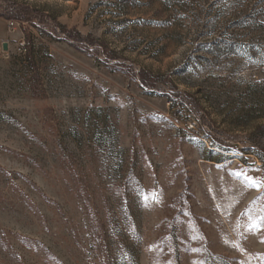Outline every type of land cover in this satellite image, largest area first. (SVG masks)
<instances>
[{
  "label": "rangeland",
  "instance_id": "1",
  "mask_svg": "<svg viewBox=\"0 0 264 264\" xmlns=\"http://www.w3.org/2000/svg\"><path fill=\"white\" fill-rule=\"evenodd\" d=\"M15 4L0 264H264V0Z\"/></svg>",
  "mask_w": 264,
  "mask_h": 264
},
{
  "label": "trees",
  "instance_id": "2",
  "mask_svg": "<svg viewBox=\"0 0 264 264\" xmlns=\"http://www.w3.org/2000/svg\"><path fill=\"white\" fill-rule=\"evenodd\" d=\"M0 16L10 17L11 19L22 21H31L35 18L26 5H21L20 7L17 4H15V6L13 5L5 7L3 10H0Z\"/></svg>",
  "mask_w": 264,
  "mask_h": 264
},
{
  "label": "snow or ice",
  "instance_id": "3",
  "mask_svg": "<svg viewBox=\"0 0 264 264\" xmlns=\"http://www.w3.org/2000/svg\"><path fill=\"white\" fill-rule=\"evenodd\" d=\"M249 180L251 181L253 186L259 187L260 183L254 180L253 178L249 177ZM259 220H264V216L258 217Z\"/></svg>",
  "mask_w": 264,
  "mask_h": 264
},
{
  "label": "water",
  "instance_id": "4",
  "mask_svg": "<svg viewBox=\"0 0 264 264\" xmlns=\"http://www.w3.org/2000/svg\"><path fill=\"white\" fill-rule=\"evenodd\" d=\"M5 48H7V44H5Z\"/></svg>",
  "mask_w": 264,
  "mask_h": 264
}]
</instances>
